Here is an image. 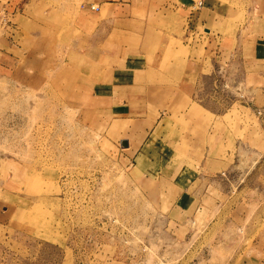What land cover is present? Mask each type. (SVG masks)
Segmentation results:
<instances>
[{
    "label": "rangeland",
    "instance_id": "1",
    "mask_svg": "<svg viewBox=\"0 0 264 264\" xmlns=\"http://www.w3.org/2000/svg\"><path fill=\"white\" fill-rule=\"evenodd\" d=\"M98 1L0 0V264H264V0Z\"/></svg>",
    "mask_w": 264,
    "mask_h": 264
},
{
    "label": "crops",
    "instance_id": "2",
    "mask_svg": "<svg viewBox=\"0 0 264 264\" xmlns=\"http://www.w3.org/2000/svg\"><path fill=\"white\" fill-rule=\"evenodd\" d=\"M165 5L172 4L174 8H176V3L173 0H166ZM206 1V0H205ZM203 0H200L201 6L196 7V9H193V7L190 8L188 11L186 17H185V27L182 26V29L185 30V34L188 33L187 29H189L191 26L193 27L194 24H196L197 15L195 12H199V10L203 7L204 2ZM150 0L148 1L147 5H149ZM131 4L132 2H122L120 0H100L97 2V5H94L90 3V9H97L98 11L101 9L103 5H107V14L105 17L101 18L99 21V25L96 28V32L91 35V37H87V47L85 48V51L91 55L93 54H104L103 56H111L110 49H106L105 47L113 46L115 49L119 50L120 52H124L122 50L125 49L126 55L129 53L127 48L132 47L133 45H130L129 38L137 33H135V30L132 28H129L131 24H133L134 21H137V23L142 24V29L139 32V49L140 56H145L146 49L149 48H160L162 45V34L167 33L168 35L172 36V38L177 39L179 36V33L176 31H170V30H164L161 28L159 21L161 18L157 19V24L159 26H154L153 28H148L147 17L148 13L145 9L142 11L139 16H135L133 12H131ZM207 8H210V3H207ZM195 7V6H194ZM189 9V7H187ZM198 9V10H197ZM174 11V10H172ZM199 14V13H198ZM165 16V15H163ZM180 18V16H176V19ZM87 20V19H85ZM161 22V21H160ZM209 39L210 37L207 36ZM213 38V37H212ZM134 47V46H133ZM157 52L155 54L157 55ZM258 52V49L256 48L255 53ZM94 58V57H93ZM171 68V66H170ZM132 99H139L137 97H134Z\"/></svg>",
    "mask_w": 264,
    "mask_h": 264
},
{
    "label": "built area",
    "instance_id": "3",
    "mask_svg": "<svg viewBox=\"0 0 264 264\" xmlns=\"http://www.w3.org/2000/svg\"><path fill=\"white\" fill-rule=\"evenodd\" d=\"M201 6V2L199 1L198 4H197V7Z\"/></svg>",
    "mask_w": 264,
    "mask_h": 264
}]
</instances>
